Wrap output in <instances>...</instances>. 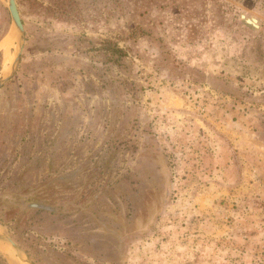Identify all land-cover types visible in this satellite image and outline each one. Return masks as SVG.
<instances>
[{"label": "rangeland", "instance_id": "374dc122", "mask_svg": "<svg viewBox=\"0 0 264 264\" xmlns=\"http://www.w3.org/2000/svg\"><path fill=\"white\" fill-rule=\"evenodd\" d=\"M16 3L0 228L34 264H264V8ZM15 51L0 0V75ZM242 117L260 145L231 132Z\"/></svg>", "mask_w": 264, "mask_h": 264}, {"label": "water", "instance_id": "95a60500", "mask_svg": "<svg viewBox=\"0 0 264 264\" xmlns=\"http://www.w3.org/2000/svg\"><path fill=\"white\" fill-rule=\"evenodd\" d=\"M6 3L14 29L16 51L8 70L4 74L0 75V87L15 73L20 61L24 41V25L16 0H6ZM241 17L247 23L258 27L257 20L255 18L245 17L243 14ZM0 230V249L5 252V255L16 261L15 264H34L26 251L1 228Z\"/></svg>", "mask_w": 264, "mask_h": 264}, {"label": "crops", "instance_id": "0c3cea01", "mask_svg": "<svg viewBox=\"0 0 264 264\" xmlns=\"http://www.w3.org/2000/svg\"><path fill=\"white\" fill-rule=\"evenodd\" d=\"M252 122L249 123V120H247V118L242 117L241 120L238 119L236 120V123H233L236 125V130H232L231 132H235V134L238 135V137L241 138L242 141L246 142V144H249L250 146H258L260 145V143H262V141H259L257 132L253 128L255 127L254 125L258 126V124L256 123V121Z\"/></svg>", "mask_w": 264, "mask_h": 264}, {"label": "trees", "instance_id": "16d2710c", "mask_svg": "<svg viewBox=\"0 0 264 264\" xmlns=\"http://www.w3.org/2000/svg\"><path fill=\"white\" fill-rule=\"evenodd\" d=\"M112 3H117L119 2L120 0H110ZM235 1H238V2H243V1H251V2H254L257 9L261 10L262 8H264V0H235ZM109 46H110V50L113 51V52H119L121 53L122 50L121 48H119L116 44H113L111 42L108 43Z\"/></svg>", "mask_w": 264, "mask_h": 264}]
</instances>
